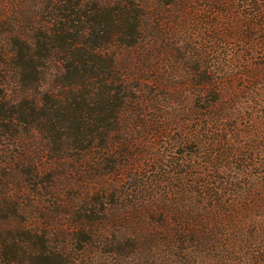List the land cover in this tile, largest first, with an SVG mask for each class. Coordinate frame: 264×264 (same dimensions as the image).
Here are the masks:
<instances>
[{
    "label": "trees",
    "instance_id": "1",
    "mask_svg": "<svg viewBox=\"0 0 264 264\" xmlns=\"http://www.w3.org/2000/svg\"><path fill=\"white\" fill-rule=\"evenodd\" d=\"M0 176V264H264V0H0Z\"/></svg>",
    "mask_w": 264,
    "mask_h": 264
},
{
    "label": "rangeland",
    "instance_id": "2",
    "mask_svg": "<svg viewBox=\"0 0 264 264\" xmlns=\"http://www.w3.org/2000/svg\"><path fill=\"white\" fill-rule=\"evenodd\" d=\"M144 55H145V50H143L142 46L138 48H130V49L121 50L116 54L117 66L122 73L129 74L128 75L129 84H131V86H133L134 88L141 86L147 91L155 89V90H158V93H161L162 89L158 88V84L165 82L162 80V77L163 76L166 77L167 75H169L171 71L170 65L165 60H162L159 58L158 59L155 58V60H153L149 64V62L144 61V58H143ZM190 66H188L189 68H183V67L180 68L178 76L170 79L168 81V84L177 85L178 82H182V83L189 82L191 80V78H189ZM185 93L186 92H183V94ZM139 104H138L139 106L138 105L137 106H138V109L140 110L139 111L141 115L140 119H135L136 115H131L129 119H132V123H137L136 120L140 121L142 118V115H144L143 122L146 124L145 126V129H146L147 119L149 116V110H148L149 107L146 106L147 103L145 104V102L142 105L141 103ZM134 112L137 114L136 110ZM145 140H149V138L147 137ZM88 165H89L88 163L83 164V166L85 167V170L87 169L86 166ZM82 183H83V187L85 188V191L87 190V188L91 186L88 178L84 177L82 180ZM56 214H60V212ZM66 226L67 225L65 224V227Z\"/></svg>",
    "mask_w": 264,
    "mask_h": 264
}]
</instances>
